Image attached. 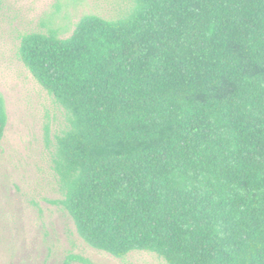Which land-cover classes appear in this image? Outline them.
<instances>
[{
    "label": "trees",
    "instance_id": "trees-1",
    "mask_svg": "<svg viewBox=\"0 0 264 264\" xmlns=\"http://www.w3.org/2000/svg\"><path fill=\"white\" fill-rule=\"evenodd\" d=\"M133 1L22 37L69 120L52 202L116 257L264 264V0ZM7 120L0 93V141Z\"/></svg>",
    "mask_w": 264,
    "mask_h": 264
},
{
    "label": "rangeland",
    "instance_id": "rangeland-1",
    "mask_svg": "<svg viewBox=\"0 0 264 264\" xmlns=\"http://www.w3.org/2000/svg\"><path fill=\"white\" fill-rule=\"evenodd\" d=\"M133 0H1L0 93L7 124L0 141V264H168L154 252L116 257L89 245L62 208L52 168L55 136L68 115L19 57L22 37L56 29L61 38L81 18L116 19Z\"/></svg>",
    "mask_w": 264,
    "mask_h": 264
}]
</instances>
